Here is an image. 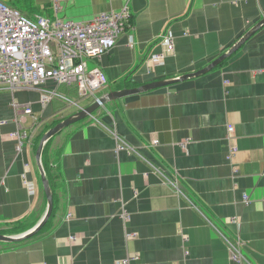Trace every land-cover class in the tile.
Instances as JSON below:
<instances>
[{
	"label": "crops",
	"instance_id": "crops-1",
	"mask_svg": "<svg viewBox=\"0 0 264 264\" xmlns=\"http://www.w3.org/2000/svg\"><path fill=\"white\" fill-rule=\"evenodd\" d=\"M125 5L132 26L89 60L108 79L93 102L124 85L196 71L264 17V0H26L18 9L33 19L88 21ZM165 33L175 50L149 66ZM47 86L56 95L46 104L39 89H0V234L31 229L47 209L36 162L40 134L75 113L62 106L72 103V89ZM14 100L32 109L22 118L32 134L22 150L10 137L20 117ZM229 125L238 145L232 159ZM120 141L134 150L118 149ZM50 142V151H60L51 164L59 183L52 216L29 238L0 241V264H118L129 256L131 264H237L212 224L242 238L251 264H264V26L208 73L110 102ZM27 162L35 197L22 183Z\"/></svg>",
	"mask_w": 264,
	"mask_h": 264
},
{
	"label": "built area",
	"instance_id": "built-area-1",
	"mask_svg": "<svg viewBox=\"0 0 264 264\" xmlns=\"http://www.w3.org/2000/svg\"><path fill=\"white\" fill-rule=\"evenodd\" d=\"M130 19L127 5L118 11L100 13L88 21L62 18L51 20L45 16L33 19L11 7L6 0H0V89H39L42 104L50 102L56 95L55 90L47 86L50 80L57 84L76 85L82 97L94 95L107 84L108 79L99 67L89 66V60L110 51L116 45L120 34L128 26L131 27ZM128 43L133 46V35H129ZM161 43L163 51L151 54L149 66L164 64L165 58L175 50L172 34H163ZM13 106L20 117L18 130L12 132L10 137L17 141V149L22 150L24 144L30 143L32 138L22 118L25 114H31L32 109L29 105L15 100ZM234 131V125H229V159L238 150ZM121 142L124 141H120L118 149L134 150L133 146ZM158 142L157 138L152 140V144ZM21 178L29 195H36L38 185L31 176L29 162L25 163ZM170 182L175 185L172 180ZM245 201H248L247 195ZM123 216L128 218L127 213ZM71 217L72 213H68L66 218ZM212 226L226 242L230 259L234 263L251 264L244 255V241L241 237L233 239L216 225ZM128 236L134 237L135 233H128ZM77 239V236H71L72 241ZM131 261L132 257L129 256L118 264H131Z\"/></svg>",
	"mask_w": 264,
	"mask_h": 264
},
{
	"label": "water",
	"instance_id": "water-1",
	"mask_svg": "<svg viewBox=\"0 0 264 264\" xmlns=\"http://www.w3.org/2000/svg\"><path fill=\"white\" fill-rule=\"evenodd\" d=\"M262 26H264V17L260 19L255 29L251 30L249 33L244 35L243 38H241L229 50L225 51L224 53L219 55L217 58L210 61L206 66L196 71L185 73L177 77L152 81L150 83H147V84H144L138 87H128L124 85V87L121 89L114 90L100 97H97L96 100L92 104L88 106L80 107L78 111H76L75 113H72L65 119H62L61 121H59L56 125L46 130L40 139V142H39V145L36 151V162H37V166L40 172V179H41V183H42L43 189L47 197L46 212L43 215V217L40 219V221L31 229L25 232H22L20 234H17V235L0 234V241L18 242L26 238H29L33 236L34 234H36L38 231H40L43 228V226L47 223V221L51 218L53 210H54V193H53L50 181L48 179V176L46 174V170L44 168L42 157H43V151H44L46 144L53 137L58 135L66 127L76 122H79L89 117H94V114L97 110H99L101 107H106V105L110 102L116 101L118 99L124 98L132 94H138V93L146 92L152 89H157L160 87H166L169 85H173L175 83L182 82L189 78L198 77L202 74L208 73L209 71L219 66L227 57H229L238 48V45L244 42L250 36V34L256 30V28L258 27L260 28Z\"/></svg>",
	"mask_w": 264,
	"mask_h": 264
},
{
	"label": "trees",
	"instance_id": "trees-1",
	"mask_svg": "<svg viewBox=\"0 0 264 264\" xmlns=\"http://www.w3.org/2000/svg\"><path fill=\"white\" fill-rule=\"evenodd\" d=\"M24 1H26V0H18V3H20L21 4V6L24 4ZM15 8H19V9H21V10H23V8H21V7H18V6H15V5H13ZM59 122V120H57V121H55V122H53L50 126H48L41 134H40V138L42 137V135L44 134V132L46 131V130H48L49 128H51V126H54V125H56L57 123ZM40 140V139H39ZM52 140V139H51ZM50 145H51V142L49 141L47 144H46V146H45V148H44V152H43V164H44V168H45V170H46V174H47V176H48V179H49V181H50V184H51V187H52V190H53V193H54V203H55V190H56V188H55V185H56V182H57V185H59V183H58V181L57 180H55V183H54V181L52 180V178H51V164H53L54 166H55V163H54V159H56L57 158V156L60 154V151L58 150V151H53V150H51L50 151Z\"/></svg>",
	"mask_w": 264,
	"mask_h": 264
},
{
	"label": "rangeland",
	"instance_id": "rangeland-1",
	"mask_svg": "<svg viewBox=\"0 0 264 264\" xmlns=\"http://www.w3.org/2000/svg\"><path fill=\"white\" fill-rule=\"evenodd\" d=\"M14 5H15V6H18V7H21V4L18 3V0H15V1H14ZM131 26H132V24H131ZM153 54H154V53H153ZM62 85H63V86L61 87V91H62V92L65 91V88H66V87H69L70 89H72V92H69V95H70V97L73 98L72 103L75 102V103H74L75 105H74V104H71V105H74V106H72V108L69 110L70 112H68L67 114H69V113H71V112H76V111H78V110H79L78 107L88 106V105L92 104L93 99L95 98L94 96L89 95V96H86V97L81 98L77 86H75V85H73V86H67V85H65V84H62ZM62 101H63V100H62ZM63 102H64V103L61 102L63 107H65L66 105L68 106V105L70 104V103H69L68 101H66V100L63 101ZM67 106H66V107H67ZM40 181H41V179H40ZM36 195H37V193H36ZM36 195H34V196H32V197H35Z\"/></svg>",
	"mask_w": 264,
	"mask_h": 264
}]
</instances>
